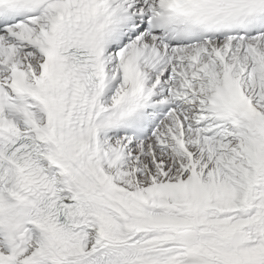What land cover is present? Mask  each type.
I'll return each instance as SVG.
<instances>
[{
	"label": "snow or ice",
	"instance_id": "obj_1",
	"mask_svg": "<svg viewBox=\"0 0 264 264\" xmlns=\"http://www.w3.org/2000/svg\"><path fill=\"white\" fill-rule=\"evenodd\" d=\"M0 264H264V0H0Z\"/></svg>",
	"mask_w": 264,
	"mask_h": 264
}]
</instances>
